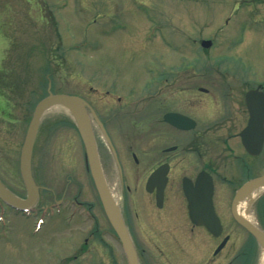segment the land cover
<instances>
[{"label":"rangeland","instance_id":"rangeland-1","mask_svg":"<svg viewBox=\"0 0 264 264\" xmlns=\"http://www.w3.org/2000/svg\"><path fill=\"white\" fill-rule=\"evenodd\" d=\"M202 40L212 41L210 50H202ZM46 76L54 91L79 93L113 118L119 151L139 152L132 123H139L141 97L151 88L180 77L175 92L182 106L194 89L231 88L235 97L240 86L264 81V0H0V182L20 199L27 197L20 151ZM198 96L197 107L206 106ZM214 115L212 124L221 120ZM53 116L43 117L32 159L38 205L82 194L74 199L103 218L81 140L74 126ZM258 173L264 174V156ZM5 213L0 264H69L89 245L97 256L84 264H125L123 251L110 252L81 216L71 227L56 219L38 231L39 218ZM147 255L158 264L162 253L148 248Z\"/></svg>","mask_w":264,"mask_h":264},{"label":"flooded vegetation","instance_id":"flooded-vegetation-1","mask_svg":"<svg viewBox=\"0 0 264 264\" xmlns=\"http://www.w3.org/2000/svg\"><path fill=\"white\" fill-rule=\"evenodd\" d=\"M43 69L45 74L48 69ZM179 78H174L169 85L151 88L141 97L145 101L141 103L140 121L132 123V134H135L133 137H139L140 140L139 152L133 148L119 151L114 141L117 138L115 132L110 129L113 118H108L107 114L106 120L100 109L96 111L93 108L103 125L102 129L93 122L102 168L139 259L141 262L145 259L149 264H157L156 260L147 255L150 248L156 253H162L158 264H170V261L171 264H263L259 244L236 222L234 214L249 220L264 233V192L252 191L245 197V201H240L235 207L233 204L241 187L262 176L258 172L260 157L263 159L264 156V124L263 144L258 156H251L247 152L242 135L250 119L246 93L257 91V101L261 99L264 102V81H254L252 87L240 86L235 97L232 96L231 88L227 91L194 89V94L185 97V103L179 106L182 100H178L179 95L175 92V84ZM44 82L41 86L44 95L38 103L48 97L49 93L70 94L86 100L79 93L54 91L48 76ZM196 92L207 98L208 101L204 102L207 103L206 106L197 107L199 102L192 100L197 98H194ZM164 93L165 96L162 95ZM224 97L231 101L222 103L221 98ZM214 98L218 100L213 101ZM118 100L120 102V98ZM125 101L129 104L128 95ZM221 107H224L223 111ZM214 114L221 119L216 124H212ZM53 115L55 120L61 119L74 126L79 137L73 121L63 110ZM173 115H179L185 120L176 122ZM218 131L220 138L217 137ZM41 133L42 122L38 136ZM105 133L109 136L116 156L105 140ZM212 143L216 149L212 148ZM105 147L107 155L104 153ZM198 181L203 186L211 181L214 186L212 203L221 226L219 235L212 234L205 226H199L192 220L185 186L192 185L195 188ZM79 195L82 197V194ZM74 198H61L44 205L49 221L62 219L61 223L67 228L81 216L84 224L93 222L95 233L101 237L103 245L110 252L115 255L117 249L122 250L99 197L103 218L92 212V207L89 208L84 201ZM193 217L198 221L207 220L209 214L195 212ZM96 253V249L89 245L69 261L84 264L79 260L85 254L95 259ZM122 254L125 260V255L123 252ZM112 260V264H118L116 259ZM124 263L127 264L126 260Z\"/></svg>","mask_w":264,"mask_h":264},{"label":"water","instance_id":"water-1","mask_svg":"<svg viewBox=\"0 0 264 264\" xmlns=\"http://www.w3.org/2000/svg\"><path fill=\"white\" fill-rule=\"evenodd\" d=\"M211 42H203L202 47L205 49L210 48ZM257 92L252 91L246 95V103L249 112V122L247 128L244 130L242 138L243 144L247 152L251 156H258L261 153V147L263 144V124H264V102L256 98ZM64 109L74 120L77 131L80 135L84 150L86 166L91 175L92 181L103 205L105 214L109 219V222L119 237L128 264H139L137 253L133 247V244L129 238L126 227L122 220L121 213L116 203L113 201L107 183L101 167V162L98 153L97 142L94 135V130L91 122L89 113L92 115L93 120L99 127L103 129L102 123L99 121L96 113L92 107L84 101L82 98L77 96L69 95H53L49 93V96L43 99L34 111V115L29 124L19 161V169L22 181L27 191V198L20 199L11 194L0 182V199L12 208L18 210H29L34 208L33 205L38 203L39 200V187L36 186L32 176V156L33 150L37 138V133L42 117L45 113L57 109ZM176 122H182L185 119L179 115H173ZM105 138L108 145L116 156L115 150L105 133ZM264 188V176L254 179L245 184L237 193L233 206L235 207L239 201H241L246 195L252 190H260ZM185 194L190 203L189 209L191 212L192 220L200 225L206 226V228L214 235H219L221 226L219 220L214 214L212 196L213 186L212 182L208 181L207 185L203 186L198 181L196 187L192 185L185 186ZM195 212L209 214L207 220H199L194 218ZM234 218L238 224L245 228L260 245L264 252V233L254 227L249 221L237 217L234 214Z\"/></svg>","mask_w":264,"mask_h":264},{"label":"bare ground","instance_id":"bare-ground-1","mask_svg":"<svg viewBox=\"0 0 264 264\" xmlns=\"http://www.w3.org/2000/svg\"><path fill=\"white\" fill-rule=\"evenodd\" d=\"M60 111H62V110H60V109H54V110L52 111V114H55V113L60 112ZM217 135H218L217 137L220 138V132H219V131L217 132ZM214 138H215V132L212 133V139H214ZM217 139H218V138H217ZM216 146H217V148H219L218 145H216ZM212 148H213V149H216L213 143H212ZM36 186H37V184H36ZM109 190H110V189H109ZM111 197H112V195H111ZM112 199H113V201L116 203V201L114 200L113 197H112ZM189 204H190V203H189ZM33 207H38V203L34 204ZM197 225H199V226H204V225H200V224H197ZM205 227H206V226H205ZM42 229H43V228H42ZM42 229H41V230H42ZM207 230H208V229H207ZM208 231H209V230H208ZM262 260L264 261V254L262 255ZM263 264H264V262H263Z\"/></svg>","mask_w":264,"mask_h":264}]
</instances>
